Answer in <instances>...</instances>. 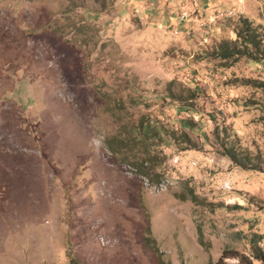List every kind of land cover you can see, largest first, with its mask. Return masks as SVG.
<instances>
[{
	"label": "rangeland",
	"instance_id": "rangeland-1",
	"mask_svg": "<svg viewBox=\"0 0 264 264\" xmlns=\"http://www.w3.org/2000/svg\"><path fill=\"white\" fill-rule=\"evenodd\" d=\"M244 21L264 28V0H0V264L248 254L264 235V59L236 41ZM148 157L157 184L131 164Z\"/></svg>",
	"mask_w": 264,
	"mask_h": 264
},
{
	"label": "trees",
	"instance_id": "trees-1",
	"mask_svg": "<svg viewBox=\"0 0 264 264\" xmlns=\"http://www.w3.org/2000/svg\"><path fill=\"white\" fill-rule=\"evenodd\" d=\"M237 42H240L246 47H253V49L257 52H259V58L264 59V49L260 50V44L262 41H264V28H257V29H251V27L248 25L246 21H244V25H242L241 29L236 33ZM264 44V43H263ZM264 46V45H263ZM223 51L224 58L227 57V54L229 51H231L228 46L221 47L220 48ZM233 50L236 53H239L240 50H237L235 44L233 46ZM260 88H264V83L259 82L258 83ZM264 90V89H263ZM140 130L138 133H136L134 142L137 144L142 145L144 148V154L148 155L149 152V138L153 137L154 139L157 137V131L153 130L149 125L141 124ZM184 138H186L187 142L189 139L183 135ZM171 139H174L173 137ZM113 140V142H112ZM108 140L105 143V146L107 150L111 153V155H121L123 150L125 149V144L122 143V140L117 141L116 139ZM182 143H186V141L183 139ZM117 144V145H116ZM131 150L126 151L127 153H130ZM226 156L230 159V161L238 167H241L244 170H257L260 171V167L257 165H253L249 159H247V155L241 152V150L236 148H230L226 151ZM129 158H135L128 157V155L124 154L123 157L120 159L122 162H128ZM155 163H157L155 158H145L140 159L138 162H133L132 165L135 167L134 169L136 172L143 176V177H149L150 181L154 184H157L161 180V175L159 173H154L152 170L155 167ZM255 239L251 241V248L250 252L248 254H241L237 251H223L221 256L215 261L211 262L209 264H229L225 260L226 259H233L236 261V263L233 264H264V250L258 245V243L264 239V235H254Z\"/></svg>",
	"mask_w": 264,
	"mask_h": 264
},
{
	"label": "bare ground",
	"instance_id": "bare-ground-1",
	"mask_svg": "<svg viewBox=\"0 0 264 264\" xmlns=\"http://www.w3.org/2000/svg\"><path fill=\"white\" fill-rule=\"evenodd\" d=\"M165 184V183H164ZM160 187H163V185H160Z\"/></svg>",
	"mask_w": 264,
	"mask_h": 264
}]
</instances>
